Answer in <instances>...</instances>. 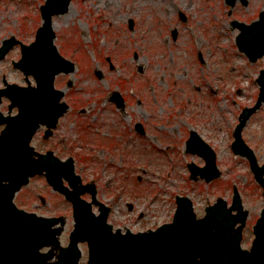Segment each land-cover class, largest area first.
Segmentation results:
<instances>
[{
    "label": "rangeland",
    "instance_id": "obj_1",
    "mask_svg": "<svg viewBox=\"0 0 264 264\" xmlns=\"http://www.w3.org/2000/svg\"><path fill=\"white\" fill-rule=\"evenodd\" d=\"M44 2L0 0V13H6L0 16V39L9 30L24 43L33 42ZM248 4L230 15L225 0H73L68 14L55 18L56 45L77 65L73 75L56 82L61 89L69 81L73 84L66 95L71 110L56 130L63 144L60 157L72 156L76 172L86 181L96 179L101 193L108 194L113 208L109 221L115 227L136 233L170 222L178 195L189 197L202 217L217 198L231 205L234 188L250 212L248 224L260 217L263 189L248 159L232 150L233 131L242 110L256 103V79L264 69V58L253 64L236 45L239 31L232 21L250 22L264 10V0ZM175 29L176 41L171 35ZM19 55V50L13 52L2 67L10 70ZM96 71L102 72V80ZM114 91L127 97L130 108L125 114L109 102ZM139 98L143 109L155 116V126L142 142L133 127L143 112L131 107ZM259 110L243 137L261 166L264 105ZM190 130L215 150L221 178L211 183L190 179L188 163L205 165L202 158L186 153ZM78 144L92 149L79 151ZM98 144L112 147L107 152ZM83 157L92 160L86 163ZM60 210L68 215L71 231V205L62 201ZM62 241H68L67 233ZM81 264H86L85 257Z\"/></svg>",
    "mask_w": 264,
    "mask_h": 264
},
{
    "label": "water",
    "instance_id": "obj_2",
    "mask_svg": "<svg viewBox=\"0 0 264 264\" xmlns=\"http://www.w3.org/2000/svg\"><path fill=\"white\" fill-rule=\"evenodd\" d=\"M231 5H234L235 0H227ZM71 0H47L45 6L42 7L43 25L37 32L36 42L31 46L23 47V58L17 63L16 67L23 70L27 76L32 74L38 83L37 88H18L10 96L13 101L11 108L18 107L19 115L13 118L11 124L3 132L0 141H13L23 144L26 149L29 147L35 131L41 124H46L49 128H56L58 120L64 116L69 106L66 103H60L65 96L63 91H55L54 77L61 73H72L75 71V64L60 56L57 47L54 45L56 33L54 31L53 17L66 14L69 11ZM261 14L259 22H254L250 25L239 24L241 30L237 38V44L240 50L249 57L252 62L264 57V13ZM236 24V23H235ZM132 28V25H131ZM176 33L174 32V38ZM7 53V50H2V57ZM260 85V94L257 103L252 108L244 109L240 123L238 124L235 134V141L232 148L236 154L246 156L251 163L252 171L255 173L257 180L264 186V166L258 165L257 159L252 153L242 137V131L254 113L262 107L264 103V70L257 80ZM115 101L121 104L120 96L116 95ZM15 144V143H14ZM188 152L198 154L204 157L206 165L203 168H198L194 164H190L192 172L191 178L198 180V176L206 179L207 182L221 176V173L216 165V154L212 148L200 138L196 132H192L191 138L187 143ZM0 173L2 179L14 182L16 178L7 172L9 162L7 157L10 156L8 146L0 144ZM60 163V162H59ZM61 177L69 180L71 183L78 182L79 177L74 173L73 159H69L64 163H60ZM62 178L60 175L56 178L51 175L48 179L55 185L57 189L66 194L67 198L74 201L75 207V229L71 234V245L66 249H61L58 255L57 263H49L52 255L48 254L47 264H79L81 251L78 248L79 242H88L91 248V256L88 264H175L181 260L180 257L173 258L170 252V242L168 240V227L164 226L156 233L133 235L130 231L126 235H122L120 231L112 232V227L107 226V217L109 208H105L102 204L101 215L95 217L90 214L91 211L86 206L88 203L76 200V193L62 186ZM58 183L59 185L55 184ZM19 189V188H17ZM13 190V193L17 191ZM80 195V194H79ZM238 192L235 191L233 208L227 209L226 201L219 199L215 207L207 209L208 215H232L233 210H238L241 217L240 222L244 224L246 212L243 211L242 203ZM94 201L95 192H94ZM178 211L175 221L177 229H187L194 240L199 241L201 237L200 229L203 227V222H210L214 218H206L205 221H199L193 211V204L189 198H177ZM97 203V202H96ZM262 217L258 220L255 226V245H254V264H264V211ZM229 221V220H228ZM230 226L237 224V221L231 216ZM55 222L48 221L46 225V245L59 248V237L63 231L64 222L60 228L54 229ZM222 228H227L226 220L220 223ZM195 230V231H193ZM247 258V257H246ZM248 263L252 260L247 258ZM244 261V264H247ZM219 263L224 264L223 260L218 259ZM4 263V262H3ZM231 264H236L233 261Z\"/></svg>",
    "mask_w": 264,
    "mask_h": 264
},
{
    "label": "flooded vegetation",
    "instance_id": "obj_3",
    "mask_svg": "<svg viewBox=\"0 0 264 264\" xmlns=\"http://www.w3.org/2000/svg\"><path fill=\"white\" fill-rule=\"evenodd\" d=\"M245 1L247 5L243 0H236L235 5L231 9V14L233 10L236 11L240 8H246L249 5V0ZM5 14L4 11L0 13V16L3 17ZM8 32L7 35H4L0 39V48H7L13 43L15 46L9 50L6 59L0 62V135L4 128V125L1 124L5 122V118L12 117L17 113V110L10 109V101L8 100L11 95V90L13 91L10 85L17 84V86H27L28 80H32L30 78L27 79V77L15 67V63L21 57L20 55L16 60L12 59L10 70L2 67V64L13 52L19 50L21 54V44H28L24 43V41L16 37V35L12 34L9 30ZM109 102L111 103V99ZM128 105L129 102L127 97L123 95L121 99V109L118 110L117 106L114 104L121 114H125L127 109L130 108ZM131 107H137L143 112L140 115L142 118H138L133 127V130L137 134V140L142 142L143 138L146 136L148 137V133H150L155 126V116L143 109V101L141 98H139L134 105H131ZM36 132L31 144L34 151L31 154L28 151L23 158L27 163L25 170L29 176L28 183L23 185L14 194L12 187L9 186L10 182H0V264H47L48 254L53 256L50 262L56 261V256L59 255L60 251L47 248L46 245L47 218L58 219L63 217L66 221V226L69 221L68 215L62 213L60 210L62 201L67 203L64 196L53 190L48 184L47 178V174L52 171L56 175H61L57 159L63 160V158L60 157V153L63 152L62 140H59L56 130H54L52 136L48 139L46 138V127H40ZM190 133L191 130L187 135H190ZM58 140L60 144H58ZM0 144H9V142H0ZM78 146L79 148L76 149H80L79 151L83 152L92 149V147L89 149L87 148L89 146L88 144H78ZM96 146L106 149L107 152L112 147L111 144H98ZM90 160H92V158H84L83 162L86 161V163H88ZM32 161L39 162V169L41 172L36 175H32L35 169ZM48 161L49 164L47 165ZM49 165H51L52 168L49 167ZM80 176L84 184L87 183L88 185L92 183L95 185L98 192L97 198L100 201L98 203L102 204L105 208H110V218L113 208L109 202L107 203V200L110 201L108 194L101 193L100 185L96 179L92 178L86 181L83 175ZM90 189L94 188L90 187ZM84 199L92 203V214H94L95 217L100 216L101 207L98 203H93L92 194L87 193L84 195ZM115 199L116 197L113 198V204ZM212 205H207L205 207L204 216H198L201 220L205 218H214L212 223L203 222V227L200 229L201 237L199 241L194 240L187 229L175 228L177 224L175 221L176 205L172 220L166 223L169 227L168 240L170 242L172 257L181 258V260L175 262V264H222L217 262L218 259L223 260L224 264H230V259H233L236 264H244L243 255L249 260H252L251 262L254 264V222L251 223V226L248 224L251 217L250 212L243 205V209L247 210V214L244 217L245 222L243 224L240 222L243 217L240 216L237 210H233L232 214L237 224L230 226V214L208 215L207 209L208 207H212ZM226 207L229 209L233 208L232 204ZM129 209L133 210L132 204L129 205ZM109 220L107 223L112 225L115 230H120L122 232L130 230H124L120 227L117 228L111 224ZM223 220H226L227 223V228L225 227V230L220 227V223H222ZM156 229H148L147 231ZM67 245L68 243L64 244V246ZM84 247L86 248V257L88 259V257H90V251L87 245H84Z\"/></svg>",
    "mask_w": 264,
    "mask_h": 264
},
{
    "label": "bare ground",
    "instance_id": "obj_4",
    "mask_svg": "<svg viewBox=\"0 0 264 264\" xmlns=\"http://www.w3.org/2000/svg\"><path fill=\"white\" fill-rule=\"evenodd\" d=\"M55 27H56V22H55Z\"/></svg>",
    "mask_w": 264,
    "mask_h": 264
}]
</instances>
